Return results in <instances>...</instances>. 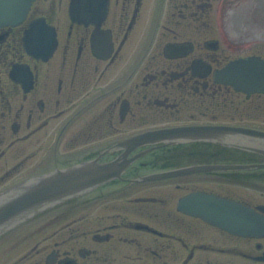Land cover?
<instances>
[{"label": "flooded vegetation", "instance_id": "af4514ba", "mask_svg": "<svg viewBox=\"0 0 264 264\" xmlns=\"http://www.w3.org/2000/svg\"><path fill=\"white\" fill-rule=\"evenodd\" d=\"M246 1L0 0V194L121 166L1 236L0 264H264V233L211 218L264 220V154L236 143L264 134Z\"/></svg>", "mask_w": 264, "mask_h": 264}, {"label": "water", "instance_id": "95a60500", "mask_svg": "<svg viewBox=\"0 0 264 264\" xmlns=\"http://www.w3.org/2000/svg\"><path fill=\"white\" fill-rule=\"evenodd\" d=\"M244 4V13H236L237 24L242 27L240 31L245 36L264 38V0H247ZM249 137L248 147L264 154V134ZM120 170V165L101 167L95 163H87L15 185L0 194V236L72 194L116 176ZM247 211V216L251 218L248 230L255 231L259 216L250 209Z\"/></svg>", "mask_w": 264, "mask_h": 264}, {"label": "bare ground", "instance_id": "6f19581e", "mask_svg": "<svg viewBox=\"0 0 264 264\" xmlns=\"http://www.w3.org/2000/svg\"><path fill=\"white\" fill-rule=\"evenodd\" d=\"M231 138H232V136H230ZM233 139V138H232ZM235 140V139H234ZM236 140L238 141V142H241V144L242 145H244L245 147H247V148H249L248 146H249V144H250V137L249 136H247L246 137V140L244 141L243 140V135L242 134H238V136L236 137ZM248 142V143H247ZM252 144V143H251Z\"/></svg>", "mask_w": 264, "mask_h": 264}]
</instances>
